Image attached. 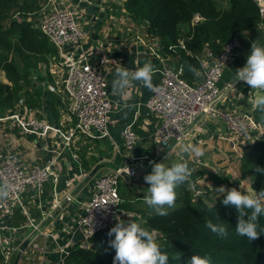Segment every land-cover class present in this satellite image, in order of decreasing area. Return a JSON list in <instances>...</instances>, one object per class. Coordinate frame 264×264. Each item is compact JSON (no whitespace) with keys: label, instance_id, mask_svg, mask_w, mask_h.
I'll return each instance as SVG.
<instances>
[{"label":"crops","instance_id":"0c3cea01","mask_svg":"<svg viewBox=\"0 0 264 264\" xmlns=\"http://www.w3.org/2000/svg\"><path fill=\"white\" fill-rule=\"evenodd\" d=\"M89 1L93 5L94 14L85 17V22H82L85 32L82 48L89 53V60L92 63H97L98 58L103 55L110 58L114 57L117 60L116 64H109L106 71L103 69L106 72L107 99L111 104L108 125L110 139L76 137L62 150V140L54 133H49L48 138H46L47 142L51 144L56 152H60L57 160L60 172H58L56 180H51L41 190L29 188L22 195V206L29 213L30 221L40 228L39 233L34 234L33 229L28 226L27 218L22 214L21 208H14L12 216L6 213L3 214L1 222L4 230L0 236V256H5L9 264L14 261L20 244L28 237L32 238L27 248L22 252L18 264H69L66 257L71 251L89 250L76 248L82 242V238L76 230L74 222L82 213V205L90 194L93 183L89 176L92 170L97 168L96 176L127 165V157L123 148L121 147L117 153L114 152L113 142L122 145V131L129 125L133 126L139 138L132 156L136 159L147 158L143 161L144 166L152 168V165L147 163L148 160L163 162L166 166H170L173 162L186 161L190 168L196 170L191 177V184L192 187L197 189L199 185L200 187L212 185L215 189L223 186L226 189V182L215 183L212 180L211 174L213 173L225 172L227 183H231L237 190L238 187H245L242 183L243 180H249L239 169L240 157L225 140L228 136V130L220 120L203 118L190 131L188 137L169 152H163L158 147L153 137L155 119L148 113L145 106L151 92L137 82H133V87L126 90V97L113 95L112 91L115 69L120 65L135 70L137 66L142 67L146 62H151L155 69L153 84L159 82V70L162 64L152 58L146 50L143 53L137 52V47L140 44L136 41V38L139 36L150 38L152 36L146 34V29L141 25V22L134 20L125 11L124 3L126 0ZM46 2L47 0H38L35 4L37 7L35 13L39 17L41 11H43L40 8ZM214 2L217 6L215 0ZM227 3L228 0L225 4ZM37 19L39 18L33 20L34 27H36ZM26 21H30V19ZM255 31H262L264 34V25H259L257 28L240 34L236 38L243 36L248 41L250 39L251 44V35ZM250 46L248 45V49L245 50V60L240 62L241 65L238 68L243 67L246 63ZM161 55L166 59V64L178 67L179 56L176 57L172 53L166 54L164 52ZM19 62L21 63L20 60ZM60 62L61 60L56 52L55 55L40 58L34 68L26 67L24 69L23 64H20L19 71L22 76L18 83H21L23 88L20 99L22 103L19 105V100L14 110L0 111V158L12 155L24 166H29L45 163L51 157L50 153H46L41 149L43 144H39L35 140L36 136L22 133L15 121L9 119V116L13 113L18 114L20 118L34 117L53 128L60 129L65 134L73 126L75 119L69 113V100L63 90L66 72L60 66ZM235 73L236 70L233 73L234 76ZM0 74H2L0 83L10 85V80L5 72L0 70ZM195 79H197V76L193 78V80ZM234 80L221 84L223 87L220 88L223 90L224 95L220 105L238 113L253 116L255 97L262 93L250 89L244 82L234 84ZM229 84H233V87L225 91V87ZM48 86H54L56 91L50 92ZM241 94H243V99ZM125 102L133 105L127 116H124L121 111ZM24 136L28 137L27 140L23 138ZM252 142H254V139L251 136L243 141L248 146ZM181 145H189L200 149L203 151V155L195 157L191 152H183ZM52 156L55 155L52 154ZM129 165L137 169L138 177L135 179L137 182L120 180L122 182H120L119 188L122 204L130 206L139 201H144L148 185L143 177L151 172V168L149 172L142 173L143 166L140 164ZM131 185L135 188L129 187ZM183 186L192 192V187L187 184ZM122 187H126V193H123ZM248 187V190H250L249 182ZM74 191L77 193L66 207L55 218L49 217L50 213L53 215L56 211L55 207L62 204ZM126 194H129V196L126 197ZM122 204L120 208L123 212H126L123 221L136 223L143 221L145 224V218L140 213V210H143L140 205L132 210L122 207ZM136 209H140L139 212ZM23 226L25 227L23 228ZM70 245L74 249L71 247L69 254L64 256L60 249ZM2 261L3 259L0 260V264H3Z\"/></svg>","mask_w":264,"mask_h":264},{"label":"built area","instance_id":"2783aa9c","mask_svg":"<svg viewBox=\"0 0 264 264\" xmlns=\"http://www.w3.org/2000/svg\"><path fill=\"white\" fill-rule=\"evenodd\" d=\"M254 1L259 9V25H264V0ZM88 7L93 9L89 0H47L42 7V14L40 13L37 19V29L56 50L61 60L60 66L65 69L63 90L69 100V113L75 120L65 134L60 129L53 128L34 117L20 118L16 113L9 116L22 133L31 134L43 140L41 149L50 153L51 157L45 163L29 166H24L12 155L0 158V183L6 181L9 184V197L5 201H0V236L4 230L1 222L3 214L12 216L16 207L21 208L34 234L40 232V228L30 221L29 213L22 206V195L29 188L41 190L45 184L56 180L60 172L57 163L60 152H56L47 142L49 133H54L62 140V150L76 137L110 139L108 125L111 104L107 99L106 72L103 69L106 71V67L109 64H116L117 60L103 55L98 58L97 63H92L89 60V53L82 48V40L85 36L82 22H85V17L90 15ZM201 21L202 18L195 15L192 18V26ZM136 41L152 58L162 64L159 70V82L155 84L156 90L151 92L145 106L148 113L155 119L153 137L163 152H169L185 140L203 118L220 120L225 124L228 130L225 140L240 158L242 153L251 150L256 139L264 138V127L253 116L238 113L220 105L224 93L219 87V82L224 70L235 60L236 52L240 47L238 38L235 37L225 43L218 55H213L206 49L198 56L196 59L200 63L198 71L201 74L192 81L184 79L181 67L166 64V59L161 55L162 45L158 38L139 36ZM182 48L184 49L183 46ZM232 87L233 84H229L224 90L228 91ZM48 89L50 92L56 91L54 86H48ZM21 103L22 100L19 105ZM121 136L122 145L113 142V151L117 153L122 147L127 157V165L117 167L111 172L96 176L94 174L91 178L93 184L90 194L82 205V213L74 222L82 238V242L76 247L78 249L92 248L91 239L96 234L114 227L117 223L116 217L123 220L126 216V212L120 208L122 200L119 182L124 180L121 172H125L130 179L135 180L138 177L137 169L130 167L129 164L143 166L142 173L149 172L151 168L143 165L144 159L147 158L136 159L132 156L139 142L133 126H127ZM250 136L253 137L254 142L248 146L243 141ZM52 154L55 156L53 157ZM150 162L153 160L147 161L148 164H151ZM206 187L215 189L212 185ZM191 189L195 199L203 193L196 187ZM249 191L252 192L251 189ZM60 205H57L55 209ZM51 215L52 213L49 217ZM71 247V245L63 247L60 251L67 256ZM2 259L3 264H9L5 256Z\"/></svg>","mask_w":264,"mask_h":264},{"label":"trees","instance_id":"16d2710c","mask_svg":"<svg viewBox=\"0 0 264 264\" xmlns=\"http://www.w3.org/2000/svg\"><path fill=\"white\" fill-rule=\"evenodd\" d=\"M37 2L0 0V70L5 72L11 83H0L1 112L15 109L23 89L18 79L13 77V74L16 77L21 74L16 63L6 64L9 48H5L4 42L8 32L3 30L1 22L9 10L17 8L21 12H30L37 9ZM124 9L134 20L146 24V34L159 39L162 52L175 51L178 54L177 66L182 68V76L188 81L195 78L188 66L199 70L200 63L196 58L206 49L218 55L225 43L257 28L260 23L259 9L254 0H228L224 9H218L214 0H126ZM195 15H199L202 21L192 26ZM11 28L17 30L21 41V45L15 46L14 53L27 63V67L34 68L40 58L56 54L53 46L31 23L14 22ZM253 117L264 127V112L255 108ZM256 166L264 169V138L256 139L251 150L244 153L239 161L241 173L249 178L250 189L259 192L264 189V174L257 173ZM211 178L215 183L226 182V190L234 188L227 183L226 177L211 174ZM175 191L174 206H165L167 216L157 215L144 201L130 206L122 204V207L132 210L140 205L143 210L136 211L143 214L146 228L161 234L156 242L162 241L159 245L162 252L169 254V264H187L193 255L208 258L211 264H264V233L254 241L237 235L236 210L222 205L221 196L215 195L216 190H204L196 199L185 186ZM208 219L224 224L228 236L222 238L206 229L204 225ZM258 224V231L264 229V215L258 218ZM108 232L102 231L91 239L92 249L71 251L66 257L67 263L112 264L115 250L109 241L114 239V234L110 237Z\"/></svg>","mask_w":264,"mask_h":264},{"label":"clouds","instance_id":"9594fccd","mask_svg":"<svg viewBox=\"0 0 264 264\" xmlns=\"http://www.w3.org/2000/svg\"><path fill=\"white\" fill-rule=\"evenodd\" d=\"M188 70L197 77L201 74L191 65L188 66ZM154 71L151 62H146L142 67L137 66L135 70L120 65L115 69L112 81L113 95L126 97V90L133 87V82H137L150 92L155 91ZM236 82H244L250 89L262 93L255 97L254 107L264 112V47L255 42L251 43L246 63L243 67L236 69L234 84ZM241 98L243 99V94H241ZM132 107L133 105L125 102L121 109L123 115L127 116ZM181 148L183 152H191L195 157L203 155L202 150L189 145H181ZM150 163L152 164L151 172L143 177L148 185L144 202L153 208L157 215L167 216L168 212L165 211V206L168 208L174 206L175 190L185 184L192 187L191 177L196 170L190 168L188 163L183 160L173 162L170 166H166L163 162ZM255 171L264 174V169L259 166H256ZM213 190L220 193L222 205L231 206L236 210L235 232L237 235L254 241L259 238L261 233H264V229L258 231V218L264 215V189L259 192L253 190L247 194L236 188L226 190L223 186ZM8 197L9 184L5 181L0 183V201H5ZM116 220L117 223L108 232L110 237L114 234V239L109 241L110 247L115 250L112 264H169V254L165 251L162 252L160 245L156 242L157 234L142 227L139 223L125 222L119 217H116ZM204 227L219 237L226 238L228 236L226 226L221 223H213L211 219L206 220ZM187 264H211V261L208 258L193 255Z\"/></svg>","mask_w":264,"mask_h":264},{"label":"rangeland","instance_id":"374dc122","mask_svg":"<svg viewBox=\"0 0 264 264\" xmlns=\"http://www.w3.org/2000/svg\"><path fill=\"white\" fill-rule=\"evenodd\" d=\"M40 1H43V0H40ZM72 1H74V0H72ZM216 1V3H217V7L219 8V9H222L223 7H227V4H225L226 3V1L227 0H215ZM42 9V7L40 8V10ZM35 11H36V9L35 10H33V11H30V12H21V11H19L17 8H14L12 11L11 10H9L8 12H7V16L5 17V18H3V21L1 22V24H2V28H3V30L4 31H7L8 32V36H7V39H6V41L4 42L5 43V48H9V52L7 53V58H6V60H7V62L8 63H6V64H9V63H12V62H15L16 63V65L18 66V68H16L18 71H19V69L21 68V63L23 64L22 65V67L25 69L28 65H27V63L26 62H23V61H21L18 57H16V55H15V51H14V48H15V46H17V45H21L20 44V38H19V34H18V32H17V30H12V28H11V23H14V22H21V21H26L27 19H30V21H26V22H29V23H31L32 24V26L34 27V22H33V20L35 19V18H39V16H38V14L37 13H35ZM47 12V11H46ZM41 14H42V11H41ZM89 15H87L86 17H88ZM16 20V21H14V22H12V20ZM142 24V26L146 29V24L145 23H143V22H141ZM251 39H252V42H255V43H257L259 46H262V47H264V34H263V32L262 31H255V32H253V34L251 35ZM238 40L240 41V47L238 48V50H237V52H236V55H235V60H234V62L228 67V68H226L225 70H224V72H223V77L221 78V82H219V87H223L222 85H223V83H225L226 81H228V82H231V81H233L234 80V78H235V76L233 75V73H234V71L236 70V69H238V67L241 65L240 64V62L241 61H243V60H245V56H244V53H245V50L246 49H248V45H251L250 44V39H249V41L248 40H246L245 39V37H243V36H240V37H238ZM2 44V43H1ZM1 48L2 47H0V50H1ZM172 55H174V56H176V57H178V54L174 51L173 53H172ZM15 59H16V61H15ZM19 60L21 61V63L19 62ZM39 61V60H38ZM31 64H34V62L31 60ZM35 65H36V63H35ZM0 76H2V74H0ZM21 74L18 76V77H16L14 74H13V77L16 79H21ZM196 80V79H195ZM235 81V80H234ZM19 84H21V83H19ZM222 84V85H221ZM24 139H26L27 140V136H24L23 137ZM29 138H31V137H29ZM35 140H37V142L39 143V144H43L44 143V141L43 140H41L40 138H38V137H36L35 138ZM29 141V140H28ZM213 175H215L214 173H213ZM227 179V178H226ZM120 182H122V181H120ZM119 182V187H120V183ZM242 183H243V185L245 186V187H243V188H240V187H238V190H240V191H242L243 193H250V191L248 190V181H246V180H243L242 181ZM129 187H131V188H135V186H133V185H131V186H129ZM125 188L126 187H122L121 188V190L123 191V193H126V190H125ZM200 188V189H199ZM240 188V189H239ZM198 189L199 190H201V192H203L204 190H207V189H209V188H207L206 186H203V187H200V185L198 186ZM119 190H120V188H119ZM122 193V194H123ZM127 195L129 196V194H126V197H127ZM215 195H220V193L219 192H215ZM123 196H124V194H123ZM195 199V198H194ZM137 223H139L142 227H144V228H146V226H145V224H144V222L143 221H139V222H137ZM144 225V226H143ZM146 229H148V228H146ZM149 230V229H148ZM149 231H151V230H149ZM158 244H161L162 243V241H158L157 242Z\"/></svg>","mask_w":264,"mask_h":264},{"label":"water","instance_id":"95a60500","mask_svg":"<svg viewBox=\"0 0 264 264\" xmlns=\"http://www.w3.org/2000/svg\"><path fill=\"white\" fill-rule=\"evenodd\" d=\"M88 14H90V15L94 14V10L91 7H88ZM14 21H16V20L13 19L12 22H14ZM137 52H139V53H143L144 52V48H143L142 45H139L137 47ZM261 138H263V137H261ZM96 171H97V168L93 169L89 177L92 178ZM218 175L221 176V177H226V173L225 172H221ZM121 177L127 182H132V183H136L137 182V180L130 179L125 172H121ZM76 193L77 192L74 191L72 194H70L68 196V198H66V200L60 205L59 208L56 209L54 214L51 215L50 217L55 218L61 212V210H63L66 207L68 202L76 195ZM155 234H157L158 237L161 236L160 233L156 232ZM30 240H31V237L26 239L23 243L20 244V246L18 247V250H17L16 257H15L14 261L12 262V264H18L19 258L21 256L22 252L27 248L28 243H29Z\"/></svg>","mask_w":264,"mask_h":264}]
</instances>
